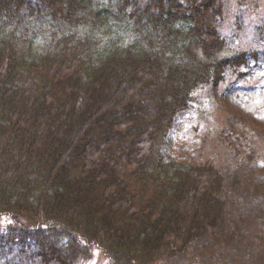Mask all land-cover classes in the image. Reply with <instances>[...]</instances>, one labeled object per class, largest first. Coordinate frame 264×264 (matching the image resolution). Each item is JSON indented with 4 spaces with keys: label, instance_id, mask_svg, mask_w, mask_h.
<instances>
[{
    "label": "trees",
    "instance_id": "obj_1",
    "mask_svg": "<svg viewBox=\"0 0 264 264\" xmlns=\"http://www.w3.org/2000/svg\"><path fill=\"white\" fill-rule=\"evenodd\" d=\"M220 14L217 0H0V219L16 229L1 243L40 264H81L90 246L109 264L190 250L264 264L243 166L157 152L196 89L246 63L217 58ZM101 29L116 39L98 47Z\"/></svg>",
    "mask_w": 264,
    "mask_h": 264
},
{
    "label": "rangeland",
    "instance_id": "obj_2",
    "mask_svg": "<svg viewBox=\"0 0 264 264\" xmlns=\"http://www.w3.org/2000/svg\"><path fill=\"white\" fill-rule=\"evenodd\" d=\"M217 3L221 10L217 29L225 42L217 58L244 53L246 63L225 69L217 85L197 88L189 108L175 116L157 152L165 163L172 165L211 163L217 168L233 169L243 166L241 173L246 177L250 196L261 201L259 211L253 210L250 217L264 222V0H217ZM113 30L103 31L98 47L105 45L107 39H116ZM9 225V220L0 219V235L16 230ZM88 253V257L80 260L81 264H109L97 247L90 246ZM240 259V255L232 253L229 262L236 264ZM201 261L205 263L208 259L199 251L190 250L180 257L151 264H201ZM0 264L40 263L28 246L21 249L0 242Z\"/></svg>",
    "mask_w": 264,
    "mask_h": 264
}]
</instances>
